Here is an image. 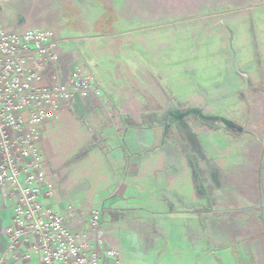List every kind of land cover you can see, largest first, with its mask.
<instances>
[{"label":"crops","instance_id":"0c3cea01","mask_svg":"<svg viewBox=\"0 0 264 264\" xmlns=\"http://www.w3.org/2000/svg\"><path fill=\"white\" fill-rule=\"evenodd\" d=\"M0 20L9 29L54 30L62 40L58 68L62 81H68L74 70L88 68L102 92L100 99H78L65 106L58 119L45 126L42 150L55 190L43 198V205L64 214L69 227L104 255L102 264H200L206 249L200 240L207 231L203 218L208 210L202 207L208 185L215 190L218 184L232 187L231 182H223V175L255 169L252 161L240 163L233 134L217 125L191 123L185 115L176 121L170 107L178 99L177 86L185 79L177 78L170 68L166 96L151 86V101L158 108L151 116L152 130L130 128L128 120L147 115L138 111L143 101L125 89L121 72L98 64L101 59L95 56H87L86 61L79 49L70 48L72 43L78 45L77 38L70 36L76 32L69 29L74 20L65 17L59 0H0ZM219 82L214 92L220 89L219 94H224L225 86ZM228 86L240 90L234 84ZM210 96L206 99L196 93L185 96L183 102L199 97L203 103L211 102ZM159 109L167 112L166 128L160 125ZM176 131L184 136L182 144H177ZM16 200L15 192L0 187V264H37L34 253L23 260L8 251L5 230L12 222ZM94 214L99 216L96 230L91 227ZM108 250L115 255L106 257ZM27 251L23 246L19 254Z\"/></svg>","mask_w":264,"mask_h":264},{"label":"rangeland","instance_id":"374dc122","mask_svg":"<svg viewBox=\"0 0 264 264\" xmlns=\"http://www.w3.org/2000/svg\"><path fill=\"white\" fill-rule=\"evenodd\" d=\"M59 1L65 17L74 20L69 29L76 32L70 36L77 38L78 45L72 43L70 48L79 49L86 61L87 56H95L101 59L98 64L121 72L125 89L143 101L138 111L147 115L128 120L130 128L152 130L151 116L158 108L151 101V86L166 96L170 68L177 78L185 79L177 86L178 99L170 107L176 121L185 115L191 123L217 125L233 134L240 163L252 161L255 169L223 175V182H231L232 187L218 184L215 190L208 185L202 207L208 210L203 218L207 231L200 240L206 249L199 261L264 264V0ZM102 20L111 33L106 26L97 29ZM86 69L81 70L91 76ZM216 81L225 86L224 94H219L220 89L214 92ZM196 93L206 99L212 95L214 100L203 103L199 97L200 102L195 98L183 102L185 96ZM159 114L160 125L166 128L167 112L159 109ZM218 114L234 122L227 126L202 118ZM175 134L177 144H182L183 134Z\"/></svg>","mask_w":264,"mask_h":264},{"label":"built area","instance_id":"2783aa9c","mask_svg":"<svg viewBox=\"0 0 264 264\" xmlns=\"http://www.w3.org/2000/svg\"><path fill=\"white\" fill-rule=\"evenodd\" d=\"M62 54V40L54 30L9 29L0 20V187L17 197L5 230L8 251L23 260L34 253L37 264H102L104 255L69 227L64 214L42 202L55 190L42 150L45 126L57 120L65 106L102 95L81 69L62 81ZM98 226L99 216L94 214L91 227ZM23 246L28 251L21 256ZM114 255L106 252V257Z\"/></svg>","mask_w":264,"mask_h":264},{"label":"water","instance_id":"95a60500","mask_svg":"<svg viewBox=\"0 0 264 264\" xmlns=\"http://www.w3.org/2000/svg\"><path fill=\"white\" fill-rule=\"evenodd\" d=\"M202 118L206 121H214V122H222L224 124H226L227 126H230V122L229 120H227L226 118H223V117H217V116H214V117H211V116H202Z\"/></svg>","mask_w":264,"mask_h":264},{"label":"trees","instance_id":"16d2710c","mask_svg":"<svg viewBox=\"0 0 264 264\" xmlns=\"http://www.w3.org/2000/svg\"><path fill=\"white\" fill-rule=\"evenodd\" d=\"M111 21H113V19H110ZM106 22V20H102L96 27H97V29H103V28H105V26L107 27V24L105 23ZM108 25H110L109 23H108ZM107 29V32L109 31V33H111L110 31V29H108V27L106 28Z\"/></svg>","mask_w":264,"mask_h":264}]
</instances>
